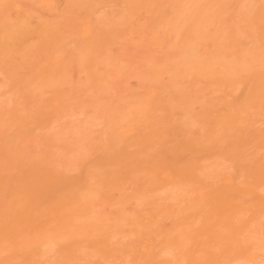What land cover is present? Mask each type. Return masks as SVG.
<instances>
[{"label": "bare ground", "instance_id": "obj_1", "mask_svg": "<svg viewBox=\"0 0 264 264\" xmlns=\"http://www.w3.org/2000/svg\"><path fill=\"white\" fill-rule=\"evenodd\" d=\"M0 264H264V0H0Z\"/></svg>", "mask_w": 264, "mask_h": 264}, {"label": "rangeland", "instance_id": "obj_2", "mask_svg": "<svg viewBox=\"0 0 264 264\" xmlns=\"http://www.w3.org/2000/svg\"><path fill=\"white\" fill-rule=\"evenodd\" d=\"M110 8L113 9L114 7L112 6V7H110ZM106 9H107V10H110L109 8H106ZM103 10L106 11L105 9H103ZM103 10H102V11H103ZM140 13H141V14H140ZM140 13H138V15L134 13L135 16L133 15L134 17H133L132 22L135 21V22L137 23L138 20H139L140 18H141V19H140L139 21H141V20L143 19L142 17H144V13H143V14H142V12H140ZM139 14H140L141 16H140ZM142 15H143V16H142ZM138 16H139V17H138ZM135 19H136V20H135ZM135 22H134V23H135ZM129 82H130V84H128V86H130V89H133V88H134V89H135V88L137 89V87H136L137 82H136V81L131 80V81H129ZM129 82H128V83H129ZM131 86H132V87H131ZM137 86H138V85H137Z\"/></svg>", "mask_w": 264, "mask_h": 264}]
</instances>
